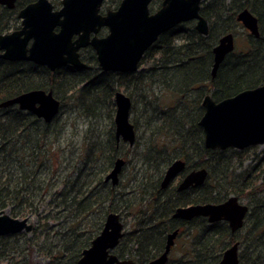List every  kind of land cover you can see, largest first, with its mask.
Here are the masks:
<instances>
[{"label": "trees", "instance_id": "1", "mask_svg": "<svg viewBox=\"0 0 264 264\" xmlns=\"http://www.w3.org/2000/svg\"><path fill=\"white\" fill-rule=\"evenodd\" d=\"M29 1L20 0L13 9L0 7V33L17 26V10ZM244 7L257 17L259 36L255 38L245 31L246 50L234 49L220 64L215 77H212V49L221 35L243 28L236 20V14ZM200 13L208 21L207 35L198 33L193 21L176 25L162 33L146 50L135 72H103L97 67L93 75H80L78 81L71 83L66 79L76 76L75 70L58 69L51 72L33 63L0 60V102L22 91L49 87L61 97L66 96L76 104L86 105L81 111L90 118L91 114L95 115L90 110L96 107L100 95L114 111L112 96L116 88L145 92L141 94V101L144 112L152 111L146 125L150 129L153 145L148 151L150 145L147 146L141 162L147 167L138 169H144V172L135 186L134 198L124 200L122 209L114 207V191L107 189L103 196L99 193V188L106 186L102 173H106L107 167L96 180L97 184L92 186L80 181V169L79 175L65 186L66 190L57 195L59 201L56 202L57 212L53 219H58L57 214L68 212L70 216L83 220L87 215H92L96 206L108 202L110 205L104 214L114 211L125 216L132 215L134 224L133 230L126 233L128 241L133 246L148 249L152 241H156V237L152 236L154 232H150L149 224H146L152 216V212L148 211V203L153 198L169 197L172 201L165 206L172 209L175 205L191 202H218L233 193L239 198L248 199L252 207L249 235L245 241L248 243L240 254V264H264V148L259 158L260 165L259 162L248 165L237 172L235 159L239 162L241 156L231 162V157L225 155L227 149L204 147L203 131L198 125L204 112L201 101L205 94H210L218 101L243 89L264 84V0H203ZM94 65L97 66V63ZM61 87L64 88L63 93L57 90ZM57 116L50 123H45L16 105L0 108V210L9 209L11 216L36 215L39 210L35 202L31 201L32 196H25L31 187L28 184L32 183V190L35 189L34 176L37 172L28 169L27 163H21L19 158L28 156L31 158L29 162L37 167L43 165L42 160H37L39 151L42 152L41 142L53 134L50 126ZM54 134L58 135V131L55 130ZM94 149L95 146L89 147L85 162H94L91 159ZM178 156L183 157L192 168L202 165L209 169L210 175L200 189L183 193H174L171 187L165 191L159 189V180L166 165ZM193 157L199 159L194 161ZM132 178H136V172ZM45 187L40 186L41 198L48 192V189L43 191ZM170 211L165 212L164 217H161V212L154 213L152 218L155 222L169 219ZM47 227V223H39L35 231L39 230L40 235L45 232L49 236ZM204 227L195 241L200 242L192 243L194 249L191 248V253L186 254L183 264H217L221 256L220 245L228 235L227 229L223 226L219 230L208 227L205 232ZM211 232L217 234V246L211 244ZM13 236L15 234L4 235L0 239ZM158 236L160 233H157ZM254 237L257 238L251 241ZM79 238H82L80 242L72 244V264H77L81 251L90 245L94 237L83 232ZM67 252L64 253L70 255Z\"/></svg>", "mask_w": 264, "mask_h": 264}, {"label": "water", "instance_id": "2", "mask_svg": "<svg viewBox=\"0 0 264 264\" xmlns=\"http://www.w3.org/2000/svg\"><path fill=\"white\" fill-rule=\"evenodd\" d=\"M104 0H61V7L53 8L49 0H35L18 11L20 29L0 34V57L6 60H27L44 65L51 71L71 64L82 68L79 49L91 46L101 70L134 72L146 50L158 37L176 25L194 21L195 30L208 33V22L200 14L203 0H162L160 7L150 12L151 0H121L118 7L99 13ZM16 0H0V4L13 8ZM236 20L255 38L259 36L257 17L244 7L236 14ZM101 26L108 31L104 37H89ZM55 28H58L55 31ZM77 35L75 39L73 36ZM233 33L221 35L212 49L211 76L215 77L225 57L233 52ZM115 138L133 145L135 129L130 122L131 98L123 91L114 92ZM17 105L37 118L49 123L59 112L60 102L52 91L31 89L0 102V108ZM203 114L198 122L204 133V145L210 149H244L264 144V84L243 89L236 94L214 100L210 94L202 99ZM124 160L118 158L105 176V181L117 184ZM185 166L177 159L167 168L161 181L165 187L169 180ZM207 170L190 171L178 185L183 190L191 185L203 184ZM247 206L240 204L236 196L213 204H192L176 208L173 216L189 220L196 216L207 217L208 222L227 220L232 230L241 226ZM33 228L28 217H12L0 210V236L29 232ZM177 230L167 235L164 252L150 264H164L173 245ZM124 235V224L117 212H109L101 231L81 251L77 264H133L130 259H119L113 250ZM217 264H239L237 243L228 247Z\"/></svg>", "mask_w": 264, "mask_h": 264}, {"label": "rangeland", "instance_id": "3", "mask_svg": "<svg viewBox=\"0 0 264 264\" xmlns=\"http://www.w3.org/2000/svg\"><path fill=\"white\" fill-rule=\"evenodd\" d=\"M160 1L152 0L151 11L158 9ZM51 2L57 9L61 7L60 0H51ZM118 2L119 0H105L104 7L105 9H114ZM245 31L247 30L243 27L234 32V49L236 51L246 50ZM141 67L143 68L144 65ZM63 90V87L58 89L61 93H63ZM119 90L130 95L132 100L133 106L130 120L136 128L137 143L132 149L128 148L130 151L126 146L122 147L121 152H126L125 157H123L126 159V163L119 174V182L114 187L107 184L105 187L99 188V193L100 196H103L107 189L114 191L113 197L116 202H113V206L122 209L124 200H132L136 194L135 186L139 181V177L144 172V169L142 171H138V169L147 167L146 164H141V162L144 159L146 148L149 146L147 141L151 139L153 143V138L150 135V129L146 125V120H149L148 118L152 111L145 110L144 112L143 102L141 101V94L143 95L145 92H131L132 89L125 90L123 88H119ZM74 104L76 103L67 98L63 100L62 111L50 126V130L53 132L52 137L49 136L46 141L42 140V152L39 151L40 156L37 158V160H42L43 165L41 167H37L34 163L29 162L31 158L28 156H21L19 158L21 163L22 161L27 163L28 169H34L37 172L34 176L35 189L32 190V183L28 184L31 185L30 189L32 192L29 189L28 194L25 196L29 198L32 196L30 199L33 203L35 202L39 210L36 215L30 214L26 216L33 225L31 231H23L15 234L13 237L0 239V264H72L71 248H74L72 244L82 240V238H79V235L85 232L95 237L102 229L104 213L108 204L110 205L108 202L96 206L93 209L92 215H87L83 220L72 217L73 215L70 216L68 212H62L61 215L57 214L59 216L58 219H53L57 212L55 208L56 202L59 201L57 195L61 191H65L67 185L71 183L70 181L74 180L79 173L81 174V182L90 184L91 186L97 184L96 180L101 177V172L108 165L110 144H112V119L114 111L112 110V106L105 102L104 97L99 96L96 107L90 110L95 115L91 114L90 118H87L85 113L81 111L86 105ZM55 130L58 131V135L54 134ZM155 141L160 144L156 138ZM90 146L96 147L91 156L94 162L87 163L84 159L86 160V156L89 154ZM150 148L151 146L148 147L147 151ZM263 148L264 145H258L250 148L249 151H245L242 155L243 166L254 165L255 161L250 160L253 155L252 153H256L258 155L257 158H260ZM225 155L229 154L225 153ZM196 158L193 157V159ZM10 162L12 163V159ZM135 172L136 178L133 179L132 177ZM104 174L102 173V176ZM30 179L31 176L28 180ZM45 185L46 187L43 191L48 189V192H45V196L41 198L40 186L44 187ZM5 212L11 216L9 209H5ZM121 215L122 221L125 224V232H131L134 224L133 216ZM66 216L68 219H64ZM17 218L24 217L18 216ZM39 223L48 224L46 231L49 233V236L48 234H44L45 232L40 235L39 230L35 231ZM256 238H252L251 241H254ZM184 239H180L181 242L188 241V238H186V241ZM185 246H187V243H185ZM68 248H70L68 252L65 251ZM63 251L70 253V255L67 256ZM174 251V254L171 256L172 258L179 256L182 252V247L180 249L175 248ZM117 252L119 253V251Z\"/></svg>", "mask_w": 264, "mask_h": 264}, {"label": "flooded vegetation", "instance_id": "4", "mask_svg": "<svg viewBox=\"0 0 264 264\" xmlns=\"http://www.w3.org/2000/svg\"><path fill=\"white\" fill-rule=\"evenodd\" d=\"M20 0H16L15 2V6L16 7L18 5ZM35 0H30L29 2H26L23 6H21L20 8H18L17 10V26L15 28H11V29H8L6 31H3L1 32L0 34H4V33H9L11 31H14V30H17V29H20L21 27V19L18 17V11L23 8L26 4L30 3V2H33ZM51 2V0H49ZM121 0H119L117 6L114 8L116 9L119 5ZM162 1V0H161ZM161 1H160V5H161ZM55 2V1H53ZM104 2L105 0L102 2L100 8H99V13L101 15H105L106 12L108 10H114V9H110V8H106L104 7ZM52 3V2H51ZM60 4H61V0H60ZM53 5V8L55 10H57V8L54 7V4L52 3ZM151 5H152V0L150 2V5H149V9H150V12L153 13L154 11H151ZM159 5V7H160ZM200 6H201V3H200ZM0 7H4V8H7L6 6L4 5H1L0 4ZM13 7V8H14ZM158 7V8H159ZM13 8H7V9H13ZM59 9V8H58ZM157 10V9H156ZM155 10V11H156ZM201 14V13H200ZM194 22V21H193ZM208 22V21H207ZM195 23V22H194ZM209 26V25H208ZM58 28H55V31H57ZM107 27L106 26H101L100 28H98V30L96 32H91L89 34V37L92 38L94 35L97 36L98 38H101V37H104L106 34H107ZM77 37V35H74L73 36V39H75ZM215 46V45H214ZM1 52V50H0ZM79 55H80V59L81 61L84 62L85 66L82 67V68H79V67H75L71 64H65V65H62L58 68H56L55 70L53 71H56V70H61V69H67V70H75L77 71L76 72V76H72L71 78H67L66 80H68L69 82L73 83V82H76L79 80V78H81L80 75H93L94 72H96L95 68L97 69V67H99L98 65V62H97V58H96V54H95V51L94 49L87 45L85 47H82L79 49ZM0 60L1 61H7V62H13V63H25V62H28V63H33L31 61H27V60H6V59H3L0 57ZM97 63V66L94 65L95 63ZM35 64V63H33ZM35 65H38V66H43L45 68H47L46 66L44 65H39V64H35ZM100 68V67H99ZM48 69V68H47ZM101 69V68H100ZM49 71H51L50 69H48ZM51 71V72H53ZM85 71V72H84ZM103 71V70H102ZM137 71V70H136ZM103 72H112V71H103ZM135 72V71H134ZM21 73V72H20ZM114 73H128V72H114ZM96 77V76H94ZM95 79V78H93ZM85 84V83H84ZM33 89H43V90H46V91H52L53 93V96L59 100L60 102V107H59V112L58 114L61 112V106L63 105V100L65 98H67L66 96H63L61 97L59 94H57L55 92L54 89H51L49 87H45V88H33ZM31 90V89H29ZM58 90V89H57ZM116 90H119V88H116ZM27 91V90H26ZM114 91V92H115ZM122 91V90H120ZM22 92H25V91H22ZM21 92V93H22ZM20 94V93H19ZM17 96V95H16ZM129 96V95H128ZM15 97V96H14ZM113 104H114V114H115V103H114V93H113ZM130 97V96H129ZM10 99V98H9ZM68 99V98H67ZM69 100V99H68ZM2 102V101H1ZM132 102V100H131ZM201 105H202V101H201ZM17 106V105H16ZM18 107V106H17ZM131 107H132V104H131ZM24 111V110H23ZM29 112V111H28ZM31 113V112H30ZM57 114V115H58ZM34 115V114H33ZM56 115V116H57ZM130 115H131V109H130ZM35 116V115H34ZM55 116V117H56ZM202 116V115H201ZM36 117V116H35ZM54 117V118H55ZM53 118V119H54ZM201 118V117H200ZM199 118V120H200ZM40 119V118H38ZM52 119V120H53ZM42 120V119H40ZM51 120V121H52ZM198 120V122H199ZM43 121V120H42ZM50 121V122H51ZM44 122V121H43ZM49 122V123H50ZM131 122V120H130ZM46 123V122H45ZM132 123V122H131ZM134 125V123H133ZM199 125V124H198ZM200 126V125H199ZM201 127V126H200ZM112 128H113V133H112V144H110V153H109V156H108V165H107V170H106V173L104 174V177H103V182L104 184H109L110 186L114 187L116 186L113 185L111 183V181H105V176L107 175V173L113 168V165L115 163V161L118 159V158H122L124 160V163H123V166L121 168V171L123 170V167L126 163V159L123 158L125 157V151L124 152H121L122 150V147L126 146L127 149L128 148H133L135 146V144L137 143L136 141V138L135 137V141L133 143V145H130L128 142L126 141H123L121 138L119 139H116L115 138V124H114V116H113V119H112ZM134 129H135V134H137L136 132V128H135V125H134ZM202 129V127H201ZM203 131V130H202ZM147 143H149V145L152 147L153 143H152V140L150 139L149 141H147ZM203 144H204V133H203ZM258 146V145H256ZM204 147H206L204 145ZM255 146H250V147H246L244 149H235V148H226L227 149V152L229 155H226V156H230L231 159L230 161L233 162L234 161V158H236L237 156H241V158H239L238 160H240L239 162L235 159V167L237 169V172H240L241 170H243V168L245 166H243V154L245 151H249L250 148H253ZM207 148V147H206ZM210 149V148H208ZM226 149H223V150H226ZM229 149V151H228ZM129 150V149H128ZM220 150V149H219ZM222 150V149H221ZM130 151V150H129ZM253 155L251 156V161H255V164H257L259 162V165L261 164V161L259 160L258 155H256V153H252ZM234 156V157H233ZM177 159H180L182 161H184L185 163V166L184 168L178 172L176 175H174L168 182V184L165 186V187H161V181L164 177V174L168 168V166L175 160ZM199 158H196L194 161L198 160ZM258 159V160H257ZM254 164V165H255ZM253 166V164L251 165ZM200 168H205L207 170V178L206 180L204 181V183L207 181L210 173H209V169L206 168L205 166H202V165H199L197 167H190L188 162L183 158V157H176L175 159H172L165 167L163 173H162V176L159 180V189L162 190V191H165L167 189H169L170 187L173 188V192L174 193H183L185 191H188L190 189H200L202 187V185L204 184H199V185H191L189 186L188 188L186 189H183V190H178V185L180 184V182L183 180V178L192 170H198ZM121 171L119 172V174L121 173ZM119 182V180H118ZM117 182V183H118ZM230 196H236L237 197V201L240 203V204H243V205H246L247 206V211L245 212L244 214V217H243V221H242V224L240 227H238L237 229L235 230H232L231 227H230V224L227 220H224V219H221V220H217V221H214V222H208L207 220V217L205 216H196V217H193L189 220H186V219H183V218H179V217H174L173 214L176 210V208L178 207H185V206H189V205H192V204H203L201 202H191V203H187V204H183V205H175L173 206L172 209H168L169 207H166L165 204L169 203L172 201V199H170L169 197H165V198H161V199H156V198H153L151 200L150 203H148V211L152 212V216H151V219L146 221V224L148 226L149 224V227H150V232H154L152 234V236H155L156 237V241H152V243L154 244H150V246L148 247V249H144V247H137V246H133L131 243H129L128 241V238L126 236V232H125V224H124V235L123 237L119 240V243L118 245L116 246V248L113 250V253L116 254L117 251H119V253L117 252V256L119 259H130L133 261V264H150L151 261L155 260L156 258H158L165 250V245H166V241H167V235L175 230H177V234L174 238V242H173V245L171 246V249L169 250L168 254H167V260L164 264H183L185 263V260H186V254L187 253H191L190 249L193 248L194 246L192 245V243H198V242H195L197 241L196 238L200 235V232L203 228V226H205L204 228V231L207 232V228H211V229H220V226H223L227 229V238L223 240V243L220 245V248H221V256L223 254V252L230 246H232L233 244L237 243V252H238V258H239V264H240V254L243 252V247L244 245L246 246V243L248 242H245L246 241V238L247 236L249 235V227H250V220H251V215H252V207L251 205L249 204V201L248 199H244V198H239L236 194H233V193H230L229 195H227L224 199L218 201V202H204V203H213V204H217V203H221V202H224L228 197ZM171 210V211H170ZM167 211H170V217L169 219H164L162 221H159V222H155L156 220H154L152 217L154 216V213L158 214L161 212V217H164V214L165 212ZM114 212V211H112ZM118 213V212H117ZM108 214V213H107ZM106 214V215H107ZM105 215V217H106ZM119 215L121 216V220H122V215L119 213ZM105 217H104V220H105ZM123 222V221H122ZM104 223V221H103ZM103 227V226H102ZM165 228V229H164ZM137 230V229H136ZM163 230V231H162ZM162 231V232H161ZM212 231V230H211ZM157 233H160V236H158L157 238ZM185 238L184 240L186 241V238H188V241L186 242H181L180 239H183ZM194 238V239H193ZM248 240V239H247ZM185 243H187V246H185ZM215 243V246H217V234H213V232H211V244H214ZM128 244V246H127ZM125 246V248H124ZM182 247V252L179 254L178 257L176 258H172V254H174V250L175 248H181ZM212 248V246L210 247ZM151 249V251L149 250ZM194 249V248H193ZM189 251V252H187ZM220 256V258H221ZM219 258V260H220ZM219 260L217 261V263L219 262Z\"/></svg>", "mask_w": 264, "mask_h": 264}]
</instances>
